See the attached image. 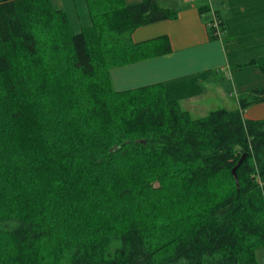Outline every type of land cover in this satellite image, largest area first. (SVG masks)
<instances>
[{
	"label": "trees",
	"instance_id": "1",
	"mask_svg": "<svg viewBox=\"0 0 264 264\" xmlns=\"http://www.w3.org/2000/svg\"><path fill=\"white\" fill-rule=\"evenodd\" d=\"M84 1L74 32L52 0H0V264H259L264 118L243 112L264 84L200 117L117 91L112 68L171 51L133 32L177 12Z\"/></svg>",
	"mask_w": 264,
	"mask_h": 264
},
{
	"label": "crops",
	"instance_id": "2",
	"mask_svg": "<svg viewBox=\"0 0 264 264\" xmlns=\"http://www.w3.org/2000/svg\"><path fill=\"white\" fill-rule=\"evenodd\" d=\"M77 1L80 7L72 0L80 18L74 31L89 23L85 1ZM140 1L126 0L129 4ZM59 2L54 6L64 9L62 0ZM157 2L177 12L176 17L142 25L132 39L143 42L167 36L171 51L112 68L115 90L162 84L165 98L179 101L193 115L208 109H237L242 93L264 84V72L258 68H238L251 59L264 58V0ZM214 13L223 22L221 38H214L208 26ZM257 106L246 109L244 117L262 119L264 102ZM257 258L264 264V247L258 250Z\"/></svg>",
	"mask_w": 264,
	"mask_h": 264
},
{
	"label": "rangeland",
	"instance_id": "3",
	"mask_svg": "<svg viewBox=\"0 0 264 264\" xmlns=\"http://www.w3.org/2000/svg\"><path fill=\"white\" fill-rule=\"evenodd\" d=\"M62 6H63V8H64V10L66 11V13H67V15H68V19H69V22H70V26H71V28H72V30L74 31V29H73V26H74V24H76V19L80 22V18H79V15H78V12H77V10H76V6H81L80 5V3L77 1V0H75V3L77 4L76 6H74L73 4H72V0H62ZM53 4H60V2H59V0H54L53 1ZM75 32V31H74ZM260 104V103H259ZM258 103H256V104H253V105H251L249 108H251V107H258L257 105H259ZM252 108V109H253ZM251 109V110H252ZM255 109V108H254ZM254 109L252 110V114H254L253 113V111H254ZM209 110V109H208ZM208 110H206V111H200V112H193V116L194 117H200V116H204V115H206L209 111ZM212 110V109H211ZM247 110H248V108H247ZM249 111V110H248ZM261 118H264V116H261ZM155 186L156 187H158L159 186V184H158V182H155ZM86 194V193H85ZM196 200V199H195Z\"/></svg>",
	"mask_w": 264,
	"mask_h": 264
},
{
	"label": "built area",
	"instance_id": "4",
	"mask_svg": "<svg viewBox=\"0 0 264 264\" xmlns=\"http://www.w3.org/2000/svg\"><path fill=\"white\" fill-rule=\"evenodd\" d=\"M208 26L210 28V32L212 36L222 37L223 34V22L222 19L214 13L213 18L208 22Z\"/></svg>",
	"mask_w": 264,
	"mask_h": 264
},
{
	"label": "water",
	"instance_id": "5",
	"mask_svg": "<svg viewBox=\"0 0 264 264\" xmlns=\"http://www.w3.org/2000/svg\"><path fill=\"white\" fill-rule=\"evenodd\" d=\"M246 155H247V154L244 153V154L241 156V158L239 159L237 165H236V166L233 168V170H232V172H233V174H234V176H235L236 179H237L236 170H237V168L240 166V164L243 162V160L245 159Z\"/></svg>",
	"mask_w": 264,
	"mask_h": 264
}]
</instances>
